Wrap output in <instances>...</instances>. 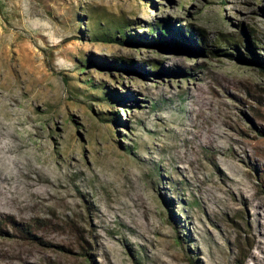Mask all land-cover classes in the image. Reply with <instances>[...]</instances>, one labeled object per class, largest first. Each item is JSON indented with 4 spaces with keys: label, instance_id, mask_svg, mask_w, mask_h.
I'll list each match as a JSON object with an SVG mask.
<instances>
[{
    "label": "rangeland",
    "instance_id": "rangeland-1",
    "mask_svg": "<svg viewBox=\"0 0 264 264\" xmlns=\"http://www.w3.org/2000/svg\"><path fill=\"white\" fill-rule=\"evenodd\" d=\"M263 61L264 0H0V264H264Z\"/></svg>",
    "mask_w": 264,
    "mask_h": 264
},
{
    "label": "trees",
    "instance_id": "trees-1",
    "mask_svg": "<svg viewBox=\"0 0 264 264\" xmlns=\"http://www.w3.org/2000/svg\"><path fill=\"white\" fill-rule=\"evenodd\" d=\"M92 20H94L93 18H90V22L91 23H94V21H92ZM98 23V22H97ZM118 25H116L117 27H115L113 30H116V34L117 33H125L126 31H125V29H123L122 30V28H126V25H124V23H121V22H119V23H117ZM169 26H164V28H161L160 30H159V32L161 33V38L163 39V40H166L167 39V34H169ZM187 31V33L188 34H191L192 36L194 35L193 33H191L192 31H189V30H186ZM145 35L146 36H139V40H141V41H139V43H143L144 41H148L149 39H152V37H154L155 35H154V33H152V32H148V33H145ZM252 35H253V31H252ZM118 36H114V35H110V34H107L106 35V38H111L110 40H120L119 42L120 43H126V44H131V41H129V40H127V39H125V37H118ZM197 39H198V41H199V43H200V47L202 46H205V44H206V40H205V38H204V36H203V34H201L200 33V36L199 37H197ZM248 41H247V39H243L242 37L240 38V39H236V35H234V36H230L229 38H222V39H219V40H217V43L216 42H214L215 44H213V46H216V44L218 45L217 47H215V49H214V51L212 52V54L213 53H215V54H225V55H230V56H234L235 54H233L232 52H231V50H233V51H239V48L241 47V46H243L244 44L245 45H247L248 46V43H247ZM224 44V45H223ZM222 46H226V49H223L222 48ZM162 48H163V50H170V48H168V46L167 45H162ZM238 61L239 62H241V63H245V62H250V64H252V65H255V64H257L256 62H254V61H247V60H243L242 59V57H238ZM260 65V68L261 69H263L264 70V61L262 62V63H259ZM148 65V64H147ZM156 69H157V67H155ZM154 68V69H155ZM161 68V67H160ZM159 69V68H158ZM161 177H163V180L162 181H165L167 178H164V175L162 176V174H161ZM160 184H163V182H161ZM162 187V186H161ZM170 199V198H169ZM0 215H9V214H0ZM12 216H16V215H12ZM16 220L17 221H20L18 218H16ZM188 223V222H187ZM0 226H1V228L3 229V228H5V225L2 223V222H0ZM186 227L188 228V229H190V226H188L187 224H186ZM182 228H183V230H184V232L187 234V237H188V232H187V230H186V228H185V226L182 224ZM192 228V227H191ZM190 235V234H189ZM194 237V236H193ZM189 240L188 241H190V238H188ZM191 242V241H190Z\"/></svg>",
    "mask_w": 264,
    "mask_h": 264
}]
</instances>
